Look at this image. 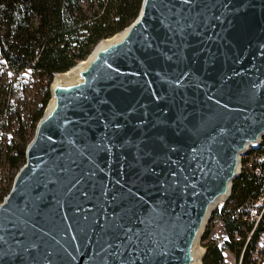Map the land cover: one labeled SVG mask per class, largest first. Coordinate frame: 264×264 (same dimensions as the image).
I'll return each mask as SVG.
<instances>
[{
	"label": "water",
	"instance_id": "1",
	"mask_svg": "<svg viewBox=\"0 0 264 264\" xmlns=\"http://www.w3.org/2000/svg\"><path fill=\"white\" fill-rule=\"evenodd\" d=\"M48 95L0 201V264H201L264 139V0H140Z\"/></svg>",
	"mask_w": 264,
	"mask_h": 264
},
{
	"label": "trees",
	"instance_id": "2",
	"mask_svg": "<svg viewBox=\"0 0 264 264\" xmlns=\"http://www.w3.org/2000/svg\"><path fill=\"white\" fill-rule=\"evenodd\" d=\"M140 0H0V201L12 177L23 163V150L49 98L54 74L65 72L86 58L94 45L121 31L136 16ZM11 145L5 147V136ZM3 148V149H2ZM4 150V152L2 151ZM264 152V139L257 152ZM243 171L232 182L229 201L212 212L228 238L232 233L241 242L230 248L235 254L244 241L248 226L230 216L234 205L243 204L259 192L262 181ZM248 165V166H247ZM206 240L201 264H217L221 256L215 244ZM264 243V229L257 228L240 264H251L257 240ZM239 260H237L238 262Z\"/></svg>",
	"mask_w": 264,
	"mask_h": 264
},
{
	"label": "built area",
	"instance_id": "3",
	"mask_svg": "<svg viewBox=\"0 0 264 264\" xmlns=\"http://www.w3.org/2000/svg\"><path fill=\"white\" fill-rule=\"evenodd\" d=\"M247 174L254 176L258 181H262L259 192L255 197L249 198L243 204L234 205L231 208L230 216L238 220L241 224L247 225L248 230L245 233L244 241L239 249L238 254L231 250L230 244L235 245L241 242V237L237 233H232L231 238H228L224 232L222 238L215 243L217 250L220 253L221 259L217 264H227L231 259V264H235L236 260H242L241 249H246L250 237L257 228L264 229V214H262V207H264V152L260 151L254 154L249 160L247 167ZM217 213L218 210L216 211ZM221 227L222 224L219 221ZM251 254V264H264V243L259 238L255 244Z\"/></svg>",
	"mask_w": 264,
	"mask_h": 264
},
{
	"label": "rangeland",
	"instance_id": "4",
	"mask_svg": "<svg viewBox=\"0 0 264 264\" xmlns=\"http://www.w3.org/2000/svg\"><path fill=\"white\" fill-rule=\"evenodd\" d=\"M11 137L10 136H8V135H6L5 136V140H4V144H5V147H8L9 145H11L10 143H11V139H10ZM3 149V148H2ZM3 152H4V150H2ZM255 151H258V150H253V151H250L249 152V154H247L246 156H244L243 158H242V161L244 160V159H248V161L250 160V158L252 157V155L254 154V152ZM244 164L242 163V166H243ZM242 171H243V167H242ZM15 174V173H14ZM228 203H232V201L230 202L229 200L225 203V205L226 204H228ZM217 211V210H216ZM206 227H207V232H208V234H210L211 235V238H212V241H213V243L215 244V243H217L218 242V240H220L222 237V235H223V233H224V229H223V227H221V225H220V223H219V220H218V216L216 215V214H214L213 216H212V219H211V221L208 223L207 222V225H206ZM206 243V240H201V242H200V248H201V250L203 251L204 250V248L202 247V246H204V244ZM204 252V251H203ZM227 264H231V259H229L228 260V262H227Z\"/></svg>",
	"mask_w": 264,
	"mask_h": 264
},
{
	"label": "bare ground",
	"instance_id": "5",
	"mask_svg": "<svg viewBox=\"0 0 264 264\" xmlns=\"http://www.w3.org/2000/svg\"><path fill=\"white\" fill-rule=\"evenodd\" d=\"M262 145V141L260 142V144L256 147V148H248L247 151L240 157V172H242V158L244 156H246L247 154H249L250 151H253V150H258ZM258 153L257 151L254 152V154ZM253 154V155H254ZM252 155V156H253ZM249 165V163H248ZM247 165V166H248ZM218 205V204H217ZM262 214H264V207H262ZM204 251V250H203ZM241 252H242V249H241ZM235 264H240V260L237 262V260L235 261Z\"/></svg>",
	"mask_w": 264,
	"mask_h": 264
},
{
	"label": "crops",
	"instance_id": "6",
	"mask_svg": "<svg viewBox=\"0 0 264 264\" xmlns=\"http://www.w3.org/2000/svg\"><path fill=\"white\" fill-rule=\"evenodd\" d=\"M207 240H211L212 241V238H211V235L210 234H208V236H207ZM214 241V240H213Z\"/></svg>",
	"mask_w": 264,
	"mask_h": 264
}]
</instances>
